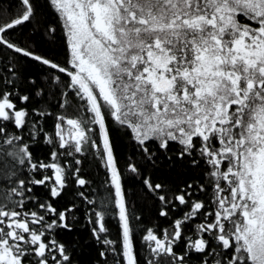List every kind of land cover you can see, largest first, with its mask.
<instances>
[{"label":"snow or ice","instance_id":"snow-or-ice-1","mask_svg":"<svg viewBox=\"0 0 264 264\" xmlns=\"http://www.w3.org/2000/svg\"><path fill=\"white\" fill-rule=\"evenodd\" d=\"M47 3L65 30L62 63L8 39L35 17L37 0H20L0 24V46L48 71L47 84L29 81L31 94L17 91L14 67L0 76V264H73L57 236L72 232L77 198L102 264H141L112 125L152 164L153 145H177L206 176L178 190L143 178L160 217L182 209L169 228L146 229L143 264H188L192 252L203 264H264V0ZM89 156L105 170L95 188L83 175ZM129 171L140 175L134 164Z\"/></svg>","mask_w":264,"mask_h":264},{"label":"trees","instance_id":"trees-1","mask_svg":"<svg viewBox=\"0 0 264 264\" xmlns=\"http://www.w3.org/2000/svg\"><path fill=\"white\" fill-rule=\"evenodd\" d=\"M21 10L20 0H0V24L15 18ZM51 28L56 31L49 34L48 30ZM9 31L8 39L17 46L34 50L38 54L54 58L61 63L65 60L67 48L65 31L62 21L47 3V0H37L36 15L31 22ZM10 67H14L16 70L14 79L18 86L17 91L21 94L32 93L33 86L29 83L31 80H36L41 84L48 83V71L46 69L31 60L18 56L6 47L0 46V76H4ZM46 99L51 106L50 110L55 109L57 100L50 94ZM50 125L51 121L49 120V131H51ZM111 137L118 167L122 172V184L127 194L128 210L133 218L131 223L136 231V247L141 257V264H143L145 252L142 248L141 237L146 229L152 228L159 232L164 228H169L171 219H179L182 216V209L177 208L168 219L160 217L158 215L159 202L145 189L142 183L143 178L149 176L153 182L163 183L169 190H178L188 183L194 185L203 183L206 176L202 168L189 163V158L179 159L177 145H172L168 152L159 150L153 145L152 150L156 153L154 157L156 163L152 164L147 161L136 142L131 139L130 133L124 129L112 125ZM32 148L34 154L41 159L45 157L48 151V146L43 143L34 144ZM132 164L140 169V175L129 171V165ZM82 169L83 175L93 182V188L101 185L105 179L104 168L90 156L84 160ZM100 191L103 192L102 187ZM37 195L42 198L45 194L38 190ZM199 195L203 196V193ZM71 201H73V196L68 195L65 202H69L70 205ZM76 202L78 210L73 221L72 232L60 231L57 238L69 246L73 264H102L104 258L99 253L103 250V245L91 235V225L87 219L88 206L80 205L79 198ZM201 222L200 220L193 222L187 234L192 235L196 225ZM111 223L113 230L109 238H115L117 234L116 222L112 220ZM177 250L178 254H183L182 246H178ZM203 259L200 254L194 252L186 257L188 264H203ZM109 264H111V257H109Z\"/></svg>","mask_w":264,"mask_h":264},{"label":"rangeland","instance_id":"rangeland-1","mask_svg":"<svg viewBox=\"0 0 264 264\" xmlns=\"http://www.w3.org/2000/svg\"><path fill=\"white\" fill-rule=\"evenodd\" d=\"M65 31V30H64Z\"/></svg>","mask_w":264,"mask_h":264}]
</instances>
